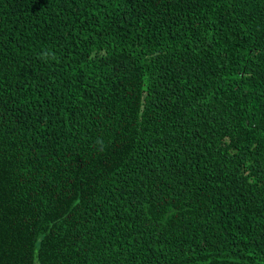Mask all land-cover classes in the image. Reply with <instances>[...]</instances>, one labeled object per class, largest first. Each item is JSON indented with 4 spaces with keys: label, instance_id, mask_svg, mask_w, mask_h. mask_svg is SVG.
Listing matches in <instances>:
<instances>
[{
    "label": "trees",
    "instance_id": "obj_1",
    "mask_svg": "<svg viewBox=\"0 0 264 264\" xmlns=\"http://www.w3.org/2000/svg\"><path fill=\"white\" fill-rule=\"evenodd\" d=\"M0 264H264V0H0Z\"/></svg>",
    "mask_w": 264,
    "mask_h": 264
}]
</instances>
